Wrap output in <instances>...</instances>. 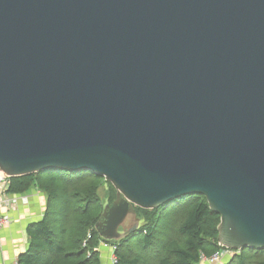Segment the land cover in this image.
Masks as SVG:
<instances>
[{
  "label": "water",
  "instance_id": "95a60500",
  "mask_svg": "<svg viewBox=\"0 0 264 264\" xmlns=\"http://www.w3.org/2000/svg\"><path fill=\"white\" fill-rule=\"evenodd\" d=\"M90 172L135 209L201 195L264 250V0H0V174Z\"/></svg>",
  "mask_w": 264,
  "mask_h": 264
},
{
  "label": "trees",
  "instance_id": "16d2710c",
  "mask_svg": "<svg viewBox=\"0 0 264 264\" xmlns=\"http://www.w3.org/2000/svg\"><path fill=\"white\" fill-rule=\"evenodd\" d=\"M31 188L45 194L46 208L43 218L27 228L29 244L18 264H99L95 249L104 243L115 247L113 264H198L201 254L210 256L220 248V218L201 195L176 199L152 211L136 208L137 229L119 241H105L95 224L116 192L104 178L50 170L10 179L12 196ZM221 264H264V250L246 248Z\"/></svg>",
  "mask_w": 264,
  "mask_h": 264
},
{
  "label": "crops",
  "instance_id": "0c3cea01",
  "mask_svg": "<svg viewBox=\"0 0 264 264\" xmlns=\"http://www.w3.org/2000/svg\"><path fill=\"white\" fill-rule=\"evenodd\" d=\"M23 196L26 201H20L17 208L10 211L0 209V215H9L11 220L0 230V264L17 263L19 256L28 248L27 228L43 218L46 208L45 194L31 188Z\"/></svg>",
  "mask_w": 264,
  "mask_h": 264
},
{
  "label": "built area",
  "instance_id": "2783aa9c",
  "mask_svg": "<svg viewBox=\"0 0 264 264\" xmlns=\"http://www.w3.org/2000/svg\"><path fill=\"white\" fill-rule=\"evenodd\" d=\"M9 182L10 178L0 174V209L4 210H13L17 208L19 202L26 201V197L23 195L19 196H12L9 193ZM10 216L9 215H0V230L10 223ZM104 247L109 248V244H102ZM114 247H112V255L114 251ZM239 252H234L224 247H220L218 251L213 253L210 256H206L204 254L200 255L198 264H221L222 260L228 257H232L233 255L238 254ZM114 262V257L112 259ZM18 264V263H16Z\"/></svg>",
  "mask_w": 264,
  "mask_h": 264
},
{
  "label": "rangeland",
  "instance_id": "374dc122",
  "mask_svg": "<svg viewBox=\"0 0 264 264\" xmlns=\"http://www.w3.org/2000/svg\"><path fill=\"white\" fill-rule=\"evenodd\" d=\"M90 180H93V179H90ZM95 182H96V180L93 183H95ZM100 196H103V189L100 190ZM87 237H88L87 240H89L90 239L89 234L87 235ZM83 245L85 246V243ZM112 247L113 246H110L109 248L104 249L102 244H100L96 247L95 252L98 254L99 261H100L99 264H113L114 263V262L112 263V259L114 257V255H112ZM102 250L103 251L105 250L106 253L101 252ZM90 256H91V253L88 252V257H90Z\"/></svg>",
  "mask_w": 264,
  "mask_h": 264
}]
</instances>
